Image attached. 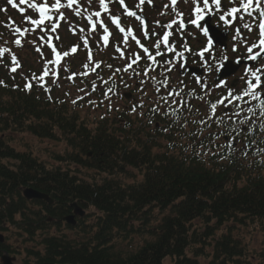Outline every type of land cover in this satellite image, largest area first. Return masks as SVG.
<instances>
[{"label":"trees","instance_id":"1","mask_svg":"<svg viewBox=\"0 0 264 264\" xmlns=\"http://www.w3.org/2000/svg\"><path fill=\"white\" fill-rule=\"evenodd\" d=\"M7 3L0 0V18ZM5 31L12 34L7 25ZM4 55L0 64L7 60ZM0 81V231L13 225L33 240L39 231L60 227L73 203L101 214L95 234L86 242L63 235L44 236V252L29 253L37 264H165L167 259L175 264H199L187 257V251L195 245L210 246L207 239L229 223H249L264 232L263 161L256 158L246 163L224 151L207 162L187 146L189 152L183 148L178 151L175 147L186 134L165 133L170 123L161 118L156 120L163 129H157L155 135H143L132 123L120 128L117 119H103L90 127L78 113L70 111L65 100L49 99L37 85L25 90L23 84L1 71ZM6 133L65 141L72 152L57 156L60 166L48 169L31 153L12 148ZM176 133L179 139L172 138ZM160 139H167L171 147L164 151ZM64 164L67 170L61 168ZM70 166L93 171L99 179L86 182ZM129 169L141 173V182L124 184L119 180ZM28 187L49 195L54 204L27 202L22 191ZM29 206L41 209L33 211ZM154 210L163 218L152 228ZM196 221L203 224L202 236L193 230ZM117 235L123 240L148 235L151 240L123 255L114 246ZM3 250L10 253L0 244V258ZM243 256L240 244L223 233L214 243L208 264H241Z\"/></svg>","mask_w":264,"mask_h":264},{"label":"rangeland","instance_id":"2","mask_svg":"<svg viewBox=\"0 0 264 264\" xmlns=\"http://www.w3.org/2000/svg\"><path fill=\"white\" fill-rule=\"evenodd\" d=\"M153 1L155 3V12L157 10L158 12H160L159 10L163 8V4L165 1ZM51 2L52 0H50V3ZM147 2L148 0H146V3ZM161 2L162 4H160ZM80 3L88 7L89 11L100 10L98 0H92L91 4H88L87 0H80ZM110 4L112 3L110 2ZM20 8H24L25 11L21 13V11L19 10ZM5 9L6 11L2 12V16L0 18V29L4 33L0 36V39L2 40L0 49L3 50L7 48L9 49V51L6 52L7 54L0 51V60H3L2 54H5L4 56L7 57V60L5 58V62H2V64H0V71L3 76H8L11 79H15L16 82L19 81L21 84L25 85L31 79L33 73H35L36 75H41L43 73L46 61L54 59V54H52L48 50H44L43 52L41 50L40 52L36 50L38 46L40 47V49L42 48V42L38 38L42 34L40 33L39 29L36 30L37 33H31L23 37L25 43L22 45V47L16 46L13 41L15 39V28L12 27V30L11 26L13 24H19L21 25L20 27L23 28L29 27L30 25L25 20V17L28 16V11L30 12V10L23 5H20L19 3H17L16 8L10 6L8 8L5 7ZM63 11H65V15L68 17L67 22H60L61 27L60 29H58L60 41L64 42L62 43L63 46H70L72 44L74 46H80V49H83V54H81L80 56L75 55L70 61L72 63L60 64V66L56 68L57 78L55 82H53L52 74L50 73V79L48 80V82H46L47 79H45V82H43L45 87L51 88L50 93L46 92L44 87L38 86L35 82L33 83V86L37 85L36 87L38 88V90H41V93L48 97L51 96L53 98L65 100L68 103L71 112L75 111L80 115L81 118L86 121V123L90 127H95L96 123L101 120V114L106 112L107 108L110 107L111 104L122 109L128 108V106L132 104L131 101L136 102V100L134 97H132L133 100L130 101L121 99L120 95H117V98L113 103L109 101V98L104 101L98 100L96 96L92 95L93 87L98 89V86H91V84L95 83L94 81L97 80V77L95 76V79L91 81L90 77L82 75L85 71H87V69L84 68L85 63H89V66L92 65L91 63H96L98 61L105 63L106 68L101 70L102 78H99L100 81H104V79H119V82H124L125 84L123 90L130 93L133 90H138L139 93L142 92L140 94H137V97L141 100H143L144 95H148L151 86H148L147 83L142 84L141 80H152V76L150 75L148 77H144L141 75L137 76L136 78H131L130 75H125L123 71L119 73L115 72L116 68L123 69L128 59L130 58L127 54L124 55L123 59H121L120 54L115 50L116 46L122 49V47L120 46L123 42V37L120 38V36L117 35L118 39L116 38V28L113 25L108 24V22H105V26L108 27L109 32L113 33L109 36V42L112 39L113 43L110 47H107L103 45V41L101 39L102 35H104L103 29L100 28L98 24L96 31L93 32L86 20L87 13H82V15L78 17L79 19H74V12L66 9ZM108 17V13H102L100 19L104 20L107 18L108 21ZM33 18H38V16L33 15ZM6 25L9 28V31L12 32V34H10L9 32L5 34ZM81 28H83L85 30V33L88 34L84 37L89 39V45L87 47L83 45V34L80 32ZM74 32L75 34H73ZM33 43L36 45H34ZM53 43L57 47H60L56 40ZM89 48L93 49L97 55L96 57H93V62H89L87 59L89 53L85 52V50H88ZM13 53L15 55L19 54L21 59L20 63L22 64V68H18L15 73L10 71L11 62L9 63V61H11V57L9 56ZM109 64L112 65L111 69L107 67V65ZM49 67L53 66L49 65ZM89 69L90 68H88V70ZM73 74H77V79L70 80L69 77H74ZM126 84H130V87L126 86ZM140 88L144 89V91H141ZM122 93L124 94V91ZM81 97H83V99H81ZM207 97L213 96L206 93L204 98ZM73 101H76V103H73ZM92 101H95V103H91ZM203 104L205 105V107H202L203 105L200 106L203 108V112L205 113L204 116H209L210 119H212L213 117L210 115L209 101L204 100ZM224 111L225 108L221 106L217 114H222L224 113ZM133 116L136 117L137 113H135V115ZM133 121L135 122L136 126H141L142 122H140L138 118L133 119ZM5 138L7 139V141H9L10 146L16 151L21 153H31L34 158L46 165L48 169H56L60 166V164L56 161L57 156H66L68 153L72 152V149L65 141L56 142L49 140H40L32 135L21 133H6ZM220 147L222 146L218 145V148H215L220 150ZM211 150L213 149L211 148ZM65 165L66 164H64V166H61V168L67 170L68 166ZM70 167L79 176L80 179L86 182L91 183L93 181V178L99 179V177L96 176L95 172L93 171H90L88 169L83 170L80 168H76L75 166ZM142 177L143 176L140 172L129 169L128 174L126 176H120L119 180H122V183L124 184H131L135 181L141 182ZM29 207L33 211H38L39 209H41L38 206ZM153 213H155V215L152 217L150 227L155 228L160 224L163 216L159 214V210H154ZM100 215L101 214L97 213L95 210L89 209L88 216L84 218L82 222H80V220L78 219L79 224L75 229H69V226L64 223H62L60 227L50 226V228L46 232L39 231L33 240L29 239V237L17 227L13 225H6L4 226L6 230L0 231V235L3 237L2 245L10 249L9 255L15 259L14 264H36L38 260L33 256H29V253L31 251H41L42 253L44 252V247L41 244L44 236L63 235L66 236L69 240L75 242H86L95 234L94 227L97 224ZM16 219L17 221H20L21 217H16ZM203 228V224L200 221H196L194 223L193 230L196 231L198 235H203ZM223 233H229L231 237L242 247L244 256L240 260L241 264H264V232L249 223L246 226L229 223L226 227L215 232L214 236L207 239L209 243L208 245L210 246L195 245L187 251V257L191 260L196 259L199 264H208L213 257L214 243L219 237H221ZM150 240L151 238L148 235H131L127 240H123V237L117 235L115 238L114 246L117 251L121 252L123 255H126L130 252H135L144 244V242ZM195 251H197L198 253ZM1 255H3V253ZM165 264H175V262L172 259H167L165 261Z\"/></svg>","mask_w":264,"mask_h":264},{"label":"snow or ice","instance_id":"3","mask_svg":"<svg viewBox=\"0 0 264 264\" xmlns=\"http://www.w3.org/2000/svg\"><path fill=\"white\" fill-rule=\"evenodd\" d=\"M8 4H10L13 8L17 7V3L15 0H7ZM88 4L92 3V0H87ZM111 0H98V5L100 10L89 11V8L82 5L80 0H19L20 5H26L28 9H31L34 13L38 14V18H33V16L29 15L25 17L27 23L31 26L29 27H16L14 29V34L18 36L15 39L14 43L18 47H22V37H25L28 34L35 33L37 29H39L40 33H42L38 38L44 43L46 42L48 47L51 50V53L54 54V59H50L46 61L43 73L37 76L35 73L32 74L31 79L25 84V90L31 91L33 87V83L35 82L38 86L44 87L46 92H51L50 87H45L44 81L46 77H49L50 73L52 74L53 82L56 81L57 71L56 68L60 66L62 58H67L70 55V52L65 50L63 52L58 51L57 47L52 43L53 36L58 41L60 36L58 34V29L61 27V21L67 22V17L65 15V11L70 10L74 12V14L79 17L82 13H87L86 20L90 25V28L93 32L96 31L97 26L99 24L100 28L103 29L104 35H102L101 39L103 41V45L107 46L109 44V36L111 33L109 32L108 27L105 26V22L103 19H100L102 13H109V18L111 23L115 25V27L119 30L120 33L123 34V44L125 47L129 46V37L140 48L143 50V53L146 54V61H150L151 63H145L143 65V76L148 77L150 72H154L156 67L160 65V61H158V57L165 56L166 53L174 54L176 58H179L180 61L186 60L185 52L192 53L191 47L187 44H184L183 47L185 51H177L175 44H170V37L173 36L172 31H166L161 34V38L158 39L155 44V52L150 51L149 47L141 44L140 39H137L136 35L133 32L131 27L125 31V27L121 26V17L118 14L110 12V4ZM149 4H151L152 0H148ZM234 5L238 4V6L228 7L226 4L222 5V0H192L194 5L192 11V17L188 24L196 28L201 32V34L206 38V44L201 41V49L195 53L201 59L203 65L207 68L209 72L213 69L212 61L215 60L214 56V37L210 35V28L202 26V21H205L206 16H214L217 12H220L218 16V20L223 22L225 25L233 24L239 19L243 22V29L247 30V32H252L254 30V26L251 22H244L245 18H249L251 20H257L258 23L255 26L258 28V40L251 43L250 45L247 43V36L242 35V29L240 27H235L234 39H238L246 49V59L250 62H256L252 66L243 65L246 67V76L250 77L245 81V88L237 91L238 84L234 83L231 88L226 89L225 94H221L220 98L210 104V115L215 117L217 115L218 106H223L226 111L224 114L220 115L219 119L214 120V122L220 125V132L216 133L214 138H218L220 135H223L225 138V151H232L236 147H240L242 149V154L247 156L248 153L243 151L245 147L242 145L237 137H239L242 133L246 137L254 138V134L258 131L262 135H264V65H260L259 61L264 60V4H262V0H230ZM121 5L124 4V0H120ZM145 3V0H139V4L136 6L140 9V12L143 11L142 5ZM172 10L176 13V15L180 16L179 21H173L171 23L166 24L164 27L166 29H173L174 24H178V29L181 34L186 29L187 25L183 19L184 14L182 12L177 11L175 5L177 4V0H171ZM75 6V7H74ZM21 13L25 11L24 8L19 9ZM6 11V9H3ZM124 12L128 17H134L137 21H139L140 25L144 26L145 37L149 36L150 33L147 31V24L145 22V18L138 14L137 11L128 10L127 7L124 8ZM238 14H240L238 16ZM82 35L83 45L87 47L89 45V39L84 38L88 34L85 33L83 28L80 29ZM75 34V32L73 33ZM191 34V33H189ZM163 46V48H162ZM38 52H40V47L36 48ZM120 54V58H124V52L121 51L119 47L115 49ZM3 52H8L9 49L5 48L2 50ZM232 51L235 53L238 51V46L234 45ZM77 47L71 48V53H76ZM206 53L208 54L206 56ZM132 57L129 62L121 68H116L115 72L119 73L123 71L124 73H129L131 71L132 74L136 76H140L141 73L137 71V68L134 67L140 66V61L144 59L138 52H133ZM88 61L91 62L92 51L89 49ZM228 57L226 55L222 56V61H227ZM12 67L10 69L11 72L15 73L17 69L21 66L18 58L15 55L11 56ZM102 62H96L94 66L91 68L92 72H96L97 69L101 67ZM236 64L241 63V58H237L235 60ZM165 66H174L173 60L171 58L163 61ZM52 65L53 67H49ZM109 69L112 68V65H107ZM84 68H89V63L84 64ZM224 68V63L221 62L216 65V71L219 73L221 69ZM167 71H172V67H167ZM82 75H87V73H83ZM71 79V77H69ZM151 79H155V77H151ZM196 80L201 84L202 89L206 90L208 86L204 84L200 77L197 76ZM107 83V81H105ZM141 83H146L143 79ZM0 84H3L0 81ZM158 87L156 88V92L159 94V101L162 102L163 105H167L172 108V111L169 113L167 109L164 110L163 115L175 117V122H179L180 116L179 113L183 110L191 111L192 105L191 102L186 100L182 96V90H173L169 84V79L164 78L162 80L157 81ZM162 86V87H161ZM224 81L222 77L218 76L216 87H223ZM163 89V91H162ZM96 88L93 87L92 91H95ZM109 92L112 91L111 88L108 89ZM190 94L201 101L204 100V96H197L194 90L190 92ZM51 99V96H49ZM83 99V97H81ZM244 101L246 103H251L252 101L257 102L254 106H249L246 109L243 105L238 106L236 102ZM76 103V101H73ZM91 103H95L92 101ZM178 105V107L176 106ZM142 106V105H141ZM257 109L259 110V115H257ZM159 107L151 109L153 113L159 112ZM228 123H225V122ZM259 122V123H257ZM187 120L185 118V124L182 126H186ZM193 123H203L207 124L208 121H193ZM167 131V129H164ZM211 135V134H210ZM249 143H251V139H249ZM203 145V141H201Z\"/></svg>","mask_w":264,"mask_h":264},{"label":"flooded vegetation","instance_id":"4","mask_svg":"<svg viewBox=\"0 0 264 264\" xmlns=\"http://www.w3.org/2000/svg\"><path fill=\"white\" fill-rule=\"evenodd\" d=\"M163 8L155 12V3L152 0L151 4L149 2L145 3L141 6L143 11L140 12V9L136 6L139 4V0H124V4L121 5L120 0H111L112 4H109L111 13H115L120 15L121 17V25L125 27V31L128 30L129 27L133 29L134 34L137 39H140L141 44L146 47H149L150 51L155 52L154 44L155 42L161 38V34L166 31H172L173 36L170 37V44H175L177 51H185L183 45L187 44L192 49V53L185 52L186 60L180 61L179 58H176L174 54L166 53L165 56L158 57V61H160V65L156 67L154 72H150L151 76H155V79H152V85L150 86V90L148 95H144L145 105L144 108L141 109L143 112V118L146 120L158 121L156 119L161 118L170 122V128H174L175 125H179V127L192 129L193 121H208L207 124L201 123L203 126L208 125L209 130L213 133L220 132V125L216 124L214 120L219 119L220 115L217 114L215 117L210 119V117L204 116L203 108L205 105L203 104L204 100H208L209 103L216 102L221 94L226 93L227 88H231L234 83L238 84L237 91L245 88L246 79L250 78L246 76V67L252 66L256 62H250L244 59L246 57V49L244 45L238 40L234 39L235 27H240L242 29V35L247 36V43L250 45L251 43L258 40V28L257 20L249 21V18H245L244 22H251L254 26V30L252 32H247V30L243 29V22L237 19L236 22L230 25H225L223 22L218 20V16L222 13L217 12L214 16H206L205 21H202V26L210 28V35L214 37V56L215 60L212 61L213 69L211 72L207 70V68L201 62V59L197 53L202 45L201 41L206 44V38L201 34L199 30L188 24V21L193 18L192 11L194 5L192 0H177V4L175 5L177 11L182 12L184 14L183 19L185 24L187 25L184 32H181L178 29V24L173 25V29H166L164 26L173 21H179L180 16L176 15V13L172 10L171 0H164ZM108 2V0H106ZM211 2V0H210ZM162 4V2L160 3ZM227 5L228 7L238 6V4H233L230 0H222V5ZM263 4V3H262ZM127 7L128 10L137 11L139 15L145 18V22L147 24V31L150 33L149 36L145 37L144 26L140 25L139 21H137L134 17H128L124 12V8ZM109 14V13H108ZM110 15V14H109ZM159 15V17H158ZM240 14H238L239 16ZM128 24V25H126ZM118 33L123 37V34ZM191 33V34H189ZM128 48L133 52H138L144 59L146 58V54L143 53V50L139 45L135 43L132 39H129ZM121 45L124 46L123 42ZM234 45L238 46V51L233 52L232 48ZM163 48V46H162ZM208 54L206 53V56ZM226 55L228 57L227 61H222V56ZM171 58L173 60L174 66H165L163 61ZM237 58H241V63L236 64L235 60ZM224 63V68L221 69L219 73L216 71V65L219 63ZM151 62L149 61L148 64ZM260 65H264V60L259 61ZM167 67H172V71H167ZM159 76V77H158ZM199 76L200 80L208 86L206 90L202 89L201 84L197 82L196 77ZM218 76L222 77L224 81L223 87H216ZM164 78L169 79V84L173 90H182V96L191 102L192 108L191 111H187L186 109L179 113L180 120L179 122H175V117L165 116L163 112L165 109L172 111V108L167 105H163L162 102L159 101V94L156 92V88L158 87L157 81L162 80ZM162 87V86H161ZM194 90L197 96H204L206 93L212 95L213 97L204 98L203 101L194 98L190 92ZM163 91V89H162ZM238 106L243 105L246 109L249 106H254L257 102L252 101L250 104L244 101L236 102ZM200 105H203L202 107ZM178 107V105H176ZM159 107V112L153 113L151 109ZM221 106H218V110ZM210 109V105H209ZM257 115H259V110L257 109ZM185 118L187 120L186 126H182L185 124ZM225 123H228L227 121ZM259 123V122H257ZM211 128H213L211 130ZM224 138V136H222ZM190 139V136L188 137ZM238 141L243 144L249 154H251L254 150L263 149L264 150V135L259 133L258 131L254 134V138L246 137L243 133L237 137ZM249 139H251V143H249ZM225 140V138H224ZM189 145H195V143H191L188 141Z\"/></svg>","mask_w":264,"mask_h":264},{"label":"water","instance_id":"5","mask_svg":"<svg viewBox=\"0 0 264 264\" xmlns=\"http://www.w3.org/2000/svg\"><path fill=\"white\" fill-rule=\"evenodd\" d=\"M23 195L26 198V200H28V201L39 200V201L48 202L49 204H53V200L50 199L49 196H47V195H45L43 193H40L37 190L31 189V188L25 189L23 191ZM72 207L75 209V213H74V215H71V216L67 217L65 219V221L68 224H70L72 226H75L76 225L75 216L79 215L80 217H83L84 216V212L76 204H74ZM2 241L3 240L0 237V242H2ZM3 264H13V260L8 255H5L3 257Z\"/></svg>","mask_w":264,"mask_h":264}]
</instances>
